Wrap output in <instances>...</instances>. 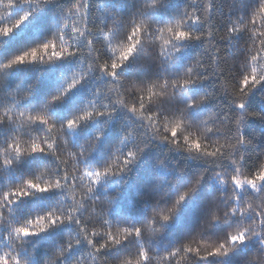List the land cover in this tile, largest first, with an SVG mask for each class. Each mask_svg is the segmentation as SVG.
<instances>
[{"label": "snow or ice", "instance_id": "snow-or-ice-1", "mask_svg": "<svg viewBox=\"0 0 264 264\" xmlns=\"http://www.w3.org/2000/svg\"><path fill=\"white\" fill-rule=\"evenodd\" d=\"M23 2H27V0H23ZM166 3L168 0H142L139 7L127 17V32L124 38L118 39L119 27L125 23V17L106 8L100 11V15L96 14L99 17L98 22L90 23L89 0H72L64 10L59 29L44 41L0 62V83H3L7 70L16 65L51 63L77 53L80 54L82 61L86 58V67L77 71L66 86L52 95L39 110H18V118L16 115L10 114V108L0 107V109H5L0 115V124L8 125L11 128V134L3 142H0V174L7 175L6 170L15 167L25 157L47 154L53 158L52 163L40 167L33 175L26 176L15 184L8 183L0 190V225L7 229L3 235H0V264H28V260L24 259L21 253L26 251V245L30 239L64 224H75L76 232L67 234L64 242L58 244L51 256L38 261L37 264H58V262L59 264H83L82 257L85 252L70 261L65 260V257L74 248L79 247L82 242H86L88 246L87 254L94 252L96 256L104 257L103 264H112L114 258L105 255V251L130 244L132 241L136 243L135 250L116 257V264H152V254H156L157 250L145 245L143 241L145 228L159 220L162 222V226L155 232H163L164 226L177 214L186 197L196 191L204 173H201L182 189L171 202L154 209L145 222L141 224L118 223L127 225L122 229L123 236L121 238L114 236L110 230L113 225L110 216L102 220L103 227L100 228L104 229L103 231L95 230L96 226H92V230H90L85 217L86 203L101 199L97 193L98 185L107 177L127 172L129 166L151 144L152 139L167 142L194 156L206 158L209 163L220 161L223 157L233 165L228 177L222 176L219 170L213 172V175L218 178L219 184L221 186L228 185L231 192L230 199L224 201V210L221 212L215 206L210 207L201 226L192 235L173 247L159 252L160 259L164 264H180V262L184 264L185 261L188 264H197V261H207L209 257H227L253 237L257 238L259 242V247L262 250L260 253H264V203L249 202L248 188L246 187V185L250 186L255 190L257 196L264 199V158L257 163L253 170L247 169L251 178L240 179L239 177L244 175L246 168L243 164L244 153L238 151L240 145L250 142L242 133L246 118L264 116L259 112H250L247 108L249 95L258 86L264 84V30H261L264 29V0H258V4L248 14H239L238 19L228 23L223 35L219 36L220 40L228 41L231 44L235 42L234 36L243 33L246 35L247 41L252 44V48L246 47L242 53H239L243 56V62L238 77L232 81L225 80V73L220 67L222 56L213 55L210 57L213 71H209V64L205 63L204 54L207 47L211 41H216V36L220 31L219 29L209 30V27L213 28L210 18L211 0H207V4L204 6V13H208L207 19L201 15L198 7L190 14L188 9L194 6L189 4L180 14L167 22L153 23L150 13ZM14 4L15 0H7L5 6ZM34 11L35 9L24 11L17 18L0 23V36L12 33ZM257 17L260 20L259 29L249 32L248 23L254 29L257 28ZM69 19L73 20L72 24L67 22ZM81 21H84L86 25L83 30L79 26ZM190 23L203 24L204 28L197 31L195 28L188 27ZM237 24L243 27L238 28ZM153 32L156 34V39L162 41L157 47L162 68L165 66L172 68L178 60L179 54L187 46V42L200 41V51L182 71H172L171 75H164L157 80L135 85L136 96L130 100V94L125 93L122 87L118 88L123 84V77L118 74V70L137 57L144 38ZM205 32H207V36ZM257 40L259 47H256ZM85 50H87V55ZM217 50L221 51L219 48ZM93 70H99L100 73L110 77L109 81L96 89L93 98L79 112L58 124L49 115V105L62 101L67 93L80 84ZM206 79L213 80L212 88L206 89L196 98L181 97L182 107L178 114L171 117L165 116L162 124L159 111H148V108L156 103L159 97L166 95L160 89L167 88L172 95H180L182 91H186L192 85ZM217 86H219V91L216 90ZM116 88L118 91L114 92L113 89ZM109 92H112L111 96L108 95ZM143 93H147V95L145 96ZM30 95V92H25L22 99L28 98ZM219 95H224L229 100V104L235 107V113L238 114V118L235 120L234 141L229 137H225L223 140L219 138L214 141L209 140L208 136L198 134L193 130L196 126L206 124L209 119L218 115L215 107L199 120L193 121L189 118L190 110L217 98ZM16 106L12 105V107ZM119 108L130 112L138 123H130L129 127L122 130L121 138L113 145L110 155L102 164L90 165L87 163L90 155L98 147L108 121ZM26 113L27 115H25ZM232 115V111L226 112L223 119L228 120ZM101 116L108 117L104 125L95 129L92 135L75 147L76 151L69 152L72 157V168L75 169L70 173L68 161L61 158L55 133L65 130L74 133L83 124ZM37 125L42 127L37 128ZM19 128H27L30 135L25 138L18 134ZM41 129L43 135L40 134ZM226 130L223 125H208L205 128V132L213 136ZM137 136L144 137V141L139 146L136 144ZM226 147L233 150L227 156L223 151ZM81 165L83 167H80ZM219 168H221L220 163H217V169ZM45 176L48 178L45 179ZM85 177L89 184L83 188L82 195L77 200L76 190L79 188L78 185H82ZM53 191L60 194V199L55 206L38 211L22 221L13 219L14 209L12 206L21 198ZM118 193L119 189L112 193H106L104 197L107 202L106 212H109ZM220 195H223V192ZM229 221H232V226H229L222 235L215 238L204 235L215 224ZM257 228L259 231L255 230ZM164 253L167 254L166 260ZM32 254L29 253V256ZM256 258L255 255L252 256V259ZM245 264H250V260Z\"/></svg>", "mask_w": 264, "mask_h": 264}, {"label": "trees", "instance_id": "trees-1", "mask_svg": "<svg viewBox=\"0 0 264 264\" xmlns=\"http://www.w3.org/2000/svg\"><path fill=\"white\" fill-rule=\"evenodd\" d=\"M6 2L7 0H0V23L17 18L24 11L33 9L35 11L12 33L7 36H0V62L44 41L59 29L64 10L72 0H49V2L47 0H27V2L15 0L14 5L5 6ZM141 2L142 0H89V22H98L99 17L96 14L100 15V11L106 8L118 12L125 17V23L119 27L117 34L118 39H123L127 32V17L139 7ZM211 3L210 18L212 19L213 28L208 25L206 27H209V30L219 29L220 31L216 36V41H211L207 47L204 54L205 63L209 64V71H213L210 57L213 55L222 56L220 67L225 73V80L232 81L238 77L243 62V56L239 53H242L246 47L252 48V44L247 41V37L243 33L234 36L233 40L235 42L231 44L228 41L220 40L219 36L223 35L228 23L238 19L239 14H248L258 4V0H211ZM189 4L194 6L188 9L190 14L198 7L201 15H204L205 19L208 18V13H204L207 0H168V3L150 13V19L153 23L167 22L180 14ZM256 19L257 28L254 29L248 23L249 32L259 29V17ZM67 22L72 24L73 20L69 19ZM79 26L83 30L86 25L84 21H81ZM236 26L238 28L243 27L239 24ZM188 27L200 31L204 28V25L190 23ZM205 35L207 36V32H205ZM82 43L81 41V45ZM159 43H162V41L156 39L154 32L147 35L137 57L118 70V74L123 77V84L118 88L122 87L125 93L130 94V100L136 96L135 85L157 80L164 75H171L172 71H182L191 63L201 48L200 41L187 42V46L179 54V58L172 68H167V66L162 68L160 57L157 54ZM256 47H259L258 40L256 41ZM218 48L221 51H218ZM85 54L87 55V50H85ZM84 67H86V58L82 61L79 53L51 63L16 65L7 70L4 82L0 83V107L10 108V114L16 115L18 118V110H39L52 95L66 86L77 71L82 70ZM166 68L167 70H165ZM109 79L110 77L100 73L99 70L91 71L80 84L67 93L62 101L49 105V115L58 124L71 118L93 98L96 89L105 85ZM212 85L213 80L206 79L192 85L186 91H182L180 95H172L167 88L160 89L166 95L159 97L157 102L148 108V111H159L162 124L165 116L171 117L178 114L182 107L181 97L185 99L188 97L196 98L204 93L206 89H211ZM118 88L113 89V91H118ZM216 90L219 91V86ZM157 91L159 90L157 89ZM25 92H30L31 95L22 99ZM143 94L147 95V93ZM108 95L111 96L112 92H109ZM12 105L17 106L12 107ZM214 107L218 115L209 119L206 124L196 126L193 130L198 134L208 136L209 140L214 141L217 138L223 140L225 137H229L234 141L235 120L238 118V114L235 113V107L229 104V100L224 95H219L217 98L193 108L190 110L189 118L193 121L199 120L213 110ZM247 108L250 112L264 114V84L258 86L249 95ZM4 111L5 109H0V115ZM229 111H232L233 115L228 120L223 119L224 114ZM106 120H108V117L101 116L83 124L74 133H69L67 130L55 133L61 158L68 161L70 173L75 169L72 168V157L69 152L76 151L75 147L92 135L95 129L103 126ZM130 123H138V121L126 109H117L111 120L108 121L104 136L96 150L90 155L87 163L90 165L102 164L110 155L113 145L121 138L122 130L129 127ZM208 125H223L227 130L217 133L216 136L209 135L205 132ZM36 127L40 128L42 126L37 125ZM242 133L250 141L247 144L240 145L238 149V151L244 153L243 164L246 168L244 175L239 178L245 179L251 178L247 169L253 170L257 163L264 158V116L247 117ZM10 134L11 128L8 125L0 124V142H3ZM18 134L27 138L30 132L27 128H19ZM40 134H44L42 129ZM65 140H67V143H65ZM143 141L144 137L137 136V146ZM22 146H24L23 143ZM223 151L227 156L233 150L226 147ZM52 161L53 158L47 154H35L23 158L15 167L6 170L7 175L0 174V190L6 187L8 183L15 184L26 176L33 175L37 169L52 163ZM217 163H220L221 168L217 169ZM80 167H83V165ZM232 169L233 165L224 160L223 157L220 161L209 163L206 158L194 156L183 149L173 147L167 142L152 139L151 144L129 166L127 172L107 177L98 185L97 193L101 199L86 203L85 217L90 230H92V226H96L95 230L103 231L104 229L100 228L103 227L102 220L110 216L113 220L110 230L114 236L121 238L123 236L122 229L127 225L118 223L141 224L145 222L154 209L171 202L182 189L201 173H204L196 191L186 197L177 214L164 226L163 232H155L157 228L162 226V222L159 220L145 228L143 234L145 245L157 250L156 254H152V264H164L160 259L159 252L173 247L184 238L192 235L201 226L210 207L215 206L221 212L224 210V201L230 199L231 192L228 185L221 186L219 184L218 178L213 175V172L219 170L222 176L228 177ZM44 178L47 179L48 177L45 176ZM88 184L89 182L85 177L82 185H78L79 188L75 193L77 200L82 195L83 188H86ZM246 187L248 188L249 202L253 204L264 203V199L257 196L255 190L249 186ZM117 189H119V193L112 202L109 212H106L107 202L104 197L106 193L115 192ZM221 192H223V195H220ZM59 199L60 194L56 191L21 198L12 206L14 209L12 217L16 221H22L38 211H44L55 206ZM229 226H232V221L217 223L208 229L204 235L213 238L218 237ZM6 230L3 225H0V235H3ZM76 230L77 226L75 224H64L33 237L26 245V251L22 252L21 255L28 260V264H37L38 261L51 256L58 244L64 242L66 235L75 233ZM255 230L259 231L258 228ZM135 248L136 243L132 241L130 244L107 250L104 254L114 258L112 264H116V257L128 251H134ZM87 249L86 242H82L79 247L74 248L65 257V260L70 261L85 252L82 257L83 264H103L104 257L96 256L94 252L87 254L89 251ZM260 251L262 250L259 247V242L257 238L253 237L227 257H209L207 261H197V264H220L221 261L222 264H245L248 260H250V264H264V253H260ZM29 253L33 254L29 256ZM253 255L257 258L252 259ZM164 258L167 259L166 253H164ZM177 260L179 261V257ZM180 264H183V262H180ZM184 264H188V262L185 261Z\"/></svg>", "mask_w": 264, "mask_h": 264}, {"label": "rangeland", "instance_id": "rangeland-1", "mask_svg": "<svg viewBox=\"0 0 264 264\" xmlns=\"http://www.w3.org/2000/svg\"><path fill=\"white\" fill-rule=\"evenodd\" d=\"M247 186V185H246ZM250 187V186H249Z\"/></svg>", "mask_w": 264, "mask_h": 264}]
</instances>
